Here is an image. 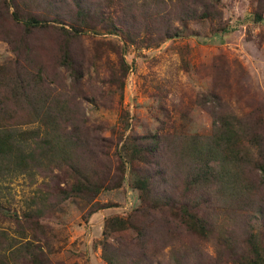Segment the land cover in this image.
I'll return each mask as SVG.
<instances>
[{
  "label": "rangeland",
  "instance_id": "1",
  "mask_svg": "<svg viewBox=\"0 0 264 264\" xmlns=\"http://www.w3.org/2000/svg\"><path fill=\"white\" fill-rule=\"evenodd\" d=\"M201 1L184 4L202 10ZM85 2L104 16L89 19L92 28L71 45L75 68L83 74L75 81L61 63L65 36L55 22H65L66 27L71 21L72 0H0V100L15 105L11 98L19 95L18 82L26 92L48 93L52 106L66 105L69 99L95 154L89 165L100 172L104 187L88 200L64 194L72 179L62 170L0 178V233L18 238L17 220H23L25 211L39 208L36 234L44 253L39 264H106L103 243L125 264H179L175 255L182 259L180 264H212L218 248L223 256L218 264H230L221 239L230 234L237 250L247 251L244 240L254 228V214L248 208L219 212L227 203L216 200L209 213L214 224L209 236L188 231L170 205L179 201L197 206L200 195L206 198L208 193L203 188L185 189L188 177L175 146L180 147L185 137L210 134L214 112L264 126V0H204L209 15L183 21L178 0H155L156 6L142 10L131 0ZM140 10L146 18L137 15L140 31L133 41L121 30L109 31L121 11ZM256 12L262 15L259 21L253 20ZM30 16L45 17L50 25L25 33L22 20ZM166 25L178 35L158 40ZM153 134L173 144L170 152L164 147L165 159L157 164L133 160V137ZM141 169L153 176L151 197H159L160 203L158 209L145 207L139 216L147 226V244L145 259L137 263L142 249L136 232L129 228L106 235L105 223L145 205L141 190L133 187ZM207 201L204 214L213 199ZM18 258L16 264H32L27 254L19 253Z\"/></svg>",
  "mask_w": 264,
  "mask_h": 264
},
{
  "label": "trees",
  "instance_id": "2",
  "mask_svg": "<svg viewBox=\"0 0 264 264\" xmlns=\"http://www.w3.org/2000/svg\"><path fill=\"white\" fill-rule=\"evenodd\" d=\"M102 1V0H101ZM125 1V0H122ZM141 10L149 4L156 6L155 0H131ZM183 5L179 20L191 19L196 16L209 15V5L200 2L202 10L194 9L184 2L199 0H178ZM75 8L69 22L55 21L57 28L65 36L61 43V63L75 75V81L82 77V73L75 68L76 61L72 56L71 45L74 40L80 39L82 33L92 28L89 19L104 16L103 12L91 10L85 0H72ZM130 11L118 14L117 22H112L109 31H123L127 41H133L138 35L139 19H145L146 13ZM199 11L201 13L199 14ZM101 14V15H100ZM158 16V12L156 13ZM16 18V14L13 15ZM262 15L255 13L254 21L261 20ZM131 21L129 29L127 23ZM25 33L32 32L35 28H46L50 24L46 18L30 16L22 20ZM120 27V28H119ZM134 29V31H132ZM165 32L158 40L168 39L178 35L179 31L169 25L165 26ZM124 63V62H123ZM126 67V66H125ZM128 71L124 69L123 75ZM122 86V82L120 83ZM15 91L19 93L17 98H11L15 105L10 106L7 100H0V178L18 176L23 173L32 174L41 170H62L72 179L64 194L74 195L85 199H93L104 187L100 172L96 167L90 166L93 150L86 143L83 132V123L78 124L75 111L70 108L68 99L66 105L52 106V100L48 93L41 89L35 93L25 91L22 82H18ZM5 96L4 94H2ZM16 96V95H15ZM23 98H21V97ZM42 98L39 100V98ZM55 97V96H52ZM22 99V100H20ZM74 103V102H73ZM260 122V121H259ZM16 125L25 126L19 128ZM31 125V127H28ZM131 158L144 164L165 159L164 147L170 152L173 144L166 145L165 138L160 134L133 137ZM153 143V144H152ZM177 148L179 150L177 151ZM103 155L107 152L100 150ZM175 153L185 165V175L188 177L185 189L203 188L208 197L200 195L201 202L197 206L176 201L170 205L172 214L190 232L206 238L212 232L214 224L209 216L213 206L218 201H224L227 205L221 209L248 208L255 217L253 230L246 237L247 251L239 252L236 243L230 234H225L221 239L223 249L228 253L230 264H264V126L253 125L243 117L232 113H217L212 116V129L210 134L201 137L183 138L181 146H175ZM123 172V169H122ZM162 173V171H161ZM153 176L140 170L133 180V187L141 190L145 205L133 210L126 217L114 216L108 218L105 223V232L112 234L126 229H133L137 236L141 256L135 258L137 263L142 262L146 255L144 249L147 244V226L142 223L139 216L144 213L145 207L158 209L160 198H152ZM212 191V192H210ZM206 199V200H205ZM213 199L206 214L201 212L206 204ZM218 208V204H217ZM39 208L23 213V220H17L20 225L18 238H7L8 232L0 233V264H16L18 254L29 255V262L39 264V255L44 253L40 249L39 236L36 229L39 221L35 216L41 214ZM261 222V226H260ZM25 224V225H24ZM23 226H26L24 229ZM31 234V235H30ZM30 235V236H29ZM8 254H7V251ZM102 256L106 264H125L117 254H110L107 243L102 244ZM179 264L182 262L176 256ZM223 256L220 248L213 257L212 264H218Z\"/></svg>",
  "mask_w": 264,
  "mask_h": 264
}]
</instances>
